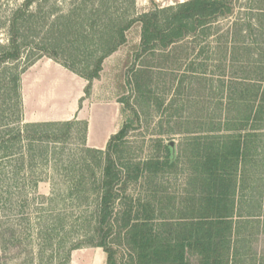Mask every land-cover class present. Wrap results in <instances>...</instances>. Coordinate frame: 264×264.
<instances>
[{
	"label": "trees",
	"instance_id": "1",
	"mask_svg": "<svg viewBox=\"0 0 264 264\" xmlns=\"http://www.w3.org/2000/svg\"><path fill=\"white\" fill-rule=\"evenodd\" d=\"M48 1L21 0L0 44V264H68L83 247L100 248V264H264V5L149 0L137 14L135 0H69L42 14ZM135 24L121 122L103 149L86 146L85 120H22L29 66L51 59L87 97ZM152 123L143 155L129 135ZM38 164L53 176H31ZM46 180L30 204L28 186Z\"/></svg>",
	"mask_w": 264,
	"mask_h": 264
},
{
	"label": "rangeland",
	"instance_id": "2",
	"mask_svg": "<svg viewBox=\"0 0 264 264\" xmlns=\"http://www.w3.org/2000/svg\"><path fill=\"white\" fill-rule=\"evenodd\" d=\"M179 0H163V3H175ZM21 2V0H0V44L7 42V19L11 11ZM264 5V0H236V8L249 11L250 8H258ZM54 6L60 10H65L69 6V0H49L42 5V14L49 11ZM149 0H135V12L141 13L149 8ZM32 10L36 9L33 5ZM256 9H254L255 11ZM225 22V21H224ZM139 26L135 24L127 32V43L117 51L108 56L102 66L100 77L92 82L90 94L84 96V86L86 81L64 69L59 64L48 61L42 57L29 66L20 77V94L22 102V120L33 121H53L58 117L64 119L76 117L87 122L86 146L92 148H104L108 138L118 129L120 125L119 109L117 102L122 93L123 73L126 69L127 56L131 49L139 40ZM26 60L19 61L18 70L25 66ZM82 98L80 105L79 100ZM70 115V116H66ZM66 117V118H65ZM153 123L147 130L131 133L129 141L133 146H139L143 141L144 154H147L151 136L150 132ZM79 134L76 133L73 140L64 148L65 154H75L78 149L77 142ZM178 135H174L172 140L176 142ZM142 155V154H141ZM4 171L9 170L8 164H0ZM31 176L44 178L53 176L51 170L44 166H35ZM171 187H176L181 182V177L168 176L165 178ZM26 181V187L28 186ZM138 186L130 187L133 193L138 192ZM14 190V189H12ZM28 197L31 203H38V194H49L50 183L48 180L39 182L34 191L28 186ZM28 246V244H26ZM104 258L103 252L97 247H83L73 250L68 264H100ZM39 263V262H38ZM35 260L33 264H38Z\"/></svg>",
	"mask_w": 264,
	"mask_h": 264
},
{
	"label": "crops",
	"instance_id": "3",
	"mask_svg": "<svg viewBox=\"0 0 264 264\" xmlns=\"http://www.w3.org/2000/svg\"><path fill=\"white\" fill-rule=\"evenodd\" d=\"M156 2H160L161 1V3H163V0H155ZM182 1H184V0H179V1H177V2H182ZM172 4H174V3H166V4H160L161 6H166V5H172ZM42 60V59H41ZM48 61H52L51 59H47ZM52 62H54V61H52ZM54 63H56V62H54ZM56 64H58V63H56ZM60 65V64H59ZM61 66V65H60ZM64 68V67H63ZM65 69V68H64ZM67 70V69H66ZM94 81V80H93ZM92 81V82H93ZM86 85V84H85ZM91 86H92V84H91ZM91 91V90H90ZM66 116H70V115H66ZM66 118V117H65ZM68 119H71V118H68ZM68 119H64V117L63 118H60V117H58V118H56V119H52L53 121H62V120H68ZM25 122H27V121H25ZM33 122H38V121H33Z\"/></svg>",
	"mask_w": 264,
	"mask_h": 264
},
{
	"label": "water",
	"instance_id": "4",
	"mask_svg": "<svg viewBox=\"0 0 264 264\" xmlns=\"http://www.w3.org/2000/svg\"><path fill=\"white\" fill-rule=\"evenodd\" d=\"M167 144H168V146L171 148V150L174 151V149H173L174 141H170V142H168Z\"/></svg>",
	"mask_w": 264,
	"mask_h": 264
}]
</instances>
